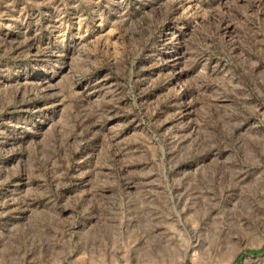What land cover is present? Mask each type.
Wrapping results in <instances>:
<instances>
[{
    "label": "rangeland",
    "instance_id": "rangeland-1",
    "mask_svg": "<svg viewBox=\"0 0 264 264\" xmlns=\"http://www.w3.org/2000/svg\"><path fill=\"white\" fill-rule=\"evenodd\" d=\"M0 264H264V0H0Z\"/></svg>",
    "mask_w": 264,
    "mask_h": 264
}]
</instances>
